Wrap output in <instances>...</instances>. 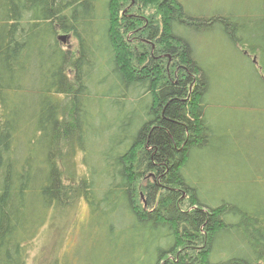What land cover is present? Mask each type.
I'll return each instance as SVG.
<instances>
[{"label": "trees", "instance_id": "16d2710c", "mask_svg": "<svg viewBox=\"0 0 264 264\" xmlns=\"http://www.w3.org/2000/svg\"><path fill=\"white\" fill-rule=\"evenodd\" d=\"M183 4L0 0V264H26L48 220L80 200L99 249L87 264H264V3L256 21ZM206 30L254 87L180 35ZM130 108L133 124L116 131ZM235 110L250 117L241 131ZM105 132L118 139L91 167ZM212 164L228 175L208 180L215 194Z\"/></svg>", "mask_w": 264, "mask_h": 264}, {"label": "rangeland", "instance_id": "374dc122", "mask_svg": "<svg viewBox=\"0 0 264 264\" xmlns=\"http://www.w3.org/2000/svg\"><path fill=\"white\" fill-rule=\"evenodd\" d=\"M183 5L188 8L189 13L193 16L207 15L210 16L215 12L223 11L225 14L228 12H233L237 19L244 17V20H258L257 14L261 11L264 1L263 0H182ZM61 35V34H60ZM63 35V34H62ZM180 35L189 39L194 47H197V55L202 61L210 60L213 63V68L220 67L224 69L222 72H226L227 77L231 75L234 84L240 81H244L246 84V90H250L255 86L253 79L251 78V72L248 68L243 67L241 59H238L232 48L226 43L223 38L219 35H212L208 30L202 32H195V34L186 33L180 31ZM77 42L73 36H70L69 40L64 44V48H68L74 51ZM201 46L200 48H198ZM201 50V52H200ZM222 74V73H221ZM222 76H224L222 74ZM105 90L111 88V81L107 82ZM133 107V106H132ZM131 109H129V116H124L120 118L119 122L116 123L115 130L121 131L122 125L133 124L132 115L130 114ZM241 110H235L232 113L236 119L237 128L240 129V124L238 122H249L250 117ZM113 114H109L106 119V123L102 124L103 127L107 128L114 122ZM233 118V119H234ZM126 132V131H125ZM239 132V131H238ZM104 140L98 141L97 152L98 158L96 160L95 154L89 152L86 156L88 164L91 167L96 162L101 163L103 160V155L107 154L109 151L110 144L118 139V133L105 132ZM78 150V149H77ZM83 156L81 151H77L73 156L72 165L76 171V177L84 174L86 170L83 164ZM97 163V164H99ZM220 169L217 168L215 164H212L211 173L209 172L204 176V181L207 183L206 192L210 194L216 192L208 184V180H213L219 176L220 179H226L228 175L224 172H219ZM64 174L67 178L74 172L73 169L65 168L63 169ZM218 173V176L217 174ZM243 176L238 177V181H241ZM237 185L232 187L230 191L235 193L237 190ZM221 191V190H220ZM237 194V193H236ZM69 210V209H68ZM65 213L57 214L50 218L46 223L45 227L42 229L38 238L32 244L31 253L28 256L26 264H52L55 259H60L66 255L69 263L71 264H87L89 260H93L99 251L98 248L94 249V244L92 245L91 235L87 229L89 226V214L88 208L84 200H80L75 203L69 211ZM67 212H70L69 214ZM72 213H74L72 215ZM68 214V215H67ZM65 215V216H62ZM73 216V217H72ZM100 237L96 236L98 245L101 246L102 235ZM102 247V246H101ZM77 259V261L75 260ZM90 262V261H89Z\"/></svg>", "mask_w": 264, "mask_h": 264}, {"label": "water", "instance_id": "95a60500", "mask_svg": "<svg viewBox=\"0 0 264 264\" xmlns=\"http://www.w3.org/2000/svg\"><path fill=\"white\" fill-rule=\"evenodd\" d=\"M67 40V37L66 36H60L59 37V41H61L62 43H65Z\"/></svg>", "mask_w": 264, "mask_h": 264}, {"label": "flooded vegetation", "instance_id": "af4514ba", "mask_svg": "<svg viewBox=\"0 0 264 264\" xmlns=\"http://www.w3.org/2000/svg\"><path fill=\"white\" fill-rule=\"evenodd\" d=\"M69 38H70V36H68L66 42L69 40ZM62 45H63V44H62ZM65 50H66V51H71V50H69L68 48H65Z\"/></svg>", "mask_w": 264, "mask_h": 264}]
</instances>
